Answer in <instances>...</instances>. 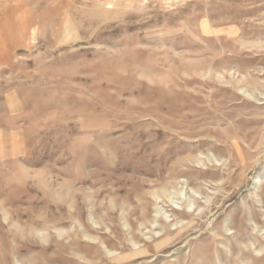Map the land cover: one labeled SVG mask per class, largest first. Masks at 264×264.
<instances>
[{
	"label": "rangeland",
	"instance_id": "obj_1",
	"mask_svg": "<svg viewBox=\"0 0 264 264\" xmlns=\"http://www.w3.org/2000/svg\"><path fill=\"white\" fill-rule=\"evenodd\" d=\"M0 264H264V0H0Z\"/></svg>",
	"mask_w": 264,
	"mask_h": 264
}]
</instances>
